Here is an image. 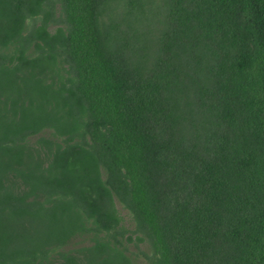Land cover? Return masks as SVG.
<instances>
[{
	"label": "trees",
	"instance_id": "1",
	"mask_svg": "<svg viewBox=\"0 0 264 264\" xmlns=\"http://www.w3.org/2000/svg\"><path fill=\"white\" fill-rule=\"evenodd\" d=\"M0 264H264V0H0Z\"/></svg>",
	"mask_w": 264,
	"mask_h": 264
},
{
	"label": "rangeland",
	"instance_id": "2",
	"mask_svg": "<svg viewBox=\"0 0 264 264\" xmlns=\"http://www.w3.org/2000/svg\"><path fill=\"white\" fill-rule=\"evenodd\" d=\"M121 215H123L124 216V214L121 212Z\"/></svg>",
	"mask_w": 264,
	"mask_h": 264
}]
</instances>
